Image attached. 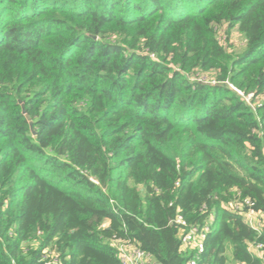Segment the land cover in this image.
Wrapping results in <instances>:
<instances>
[{"label":"trees","instance_id":"trees-1","mask_svg":"<svg viewBox=\"0 0 264 264\" xmlns=\"http://www.w3.org/2000/svg\"><path fill=\"white\" fill-rule=\"evenodd\" d=\"M236 199L264 212V0H0V264H187L177 213L200 264H262Z\"/></svg>","mask_w":264,"mask_h":264},{"label":"built area","instance_id":"built-area-1","mask_svg":"<svg viewBox=\"0 0 264 264\" xmlns=\"http://www.w3.org/2000/svg\"><path fill=\"white\" fill-rule=\"evenodd\" d=\"M200 77L199 80L215 83V80ZM235 89V88H234ZM244 99L249 102L251 95L244 96L242 92L235 89ZM226 210L237 213L242 216L245 223L256 233L260 234L264 231V212L255 209V203L250 199L237 200L229 202L225 206ZM173 222L178 226V237L180 239L181 248L189 250L192 256L187 264H200V256L204 251V241L206 235L211 229L212 219L209 218L206 223L200 226H190L184 218L177 213ZM117 256L121 264H156L153 257L140 247L130 242L116 241ZM248 250L256 255L264 264V245L261 243H251ZM236 264H245L237 262Z\"/></svg>","mask_w":264,"mask_h":264},{"label":"rangeland","instance_id":"rangeland-1","mask_svg":"<svg viewBox=\"0 0 264 264\" xmlns=\"http://www.w3.org/2000/svg\"><path fill=\"white\" fill-rule=\"evenodd\" d=\"M223 35L225 36L224 28L222 27L221 30L218 31V36L221 38V40H222L221 42L223 44H225L226 47H228L231 50H234L236 52H240L243 49V46H244V37L238 31V29L236 27H233L232 29H230L228 40H227V38H225V40H224V36ZM191 77L196 78V76H191ZM202 78H204V76H202ZM206 78L209 79L208 77H206ZM261 100H262L261 98H256L255 103L256 102H259ZM227 254L229 255V252Z\"/></svg>","mask_w":264,"mask_h":264},{"label":"water","instance_id":"water-1","mask_svg":"<svg viewBox=\"0 0 264 264\" xmlns=\"http://www.w3.org/2000/svg\"><path fill=\"white\" fill-rule=\"evenodd\" d=\"M22 113L24 114L25 118L29 121V125H30L32 133L35 134V131L32 128V121H31L30 117L28 116V114L26 113L23 105H22Z\"/></svg>","mask_w":264,"mask_h":264}]
</instances>
